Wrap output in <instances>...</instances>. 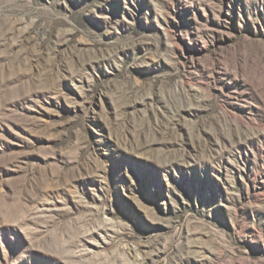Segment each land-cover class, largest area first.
Returning a JSON list of instances; mask_svg holds the SVG:
<instances>
[{
    "label": "rangeland",
    "instance_id": "1",
    "mask_svg": "<svg viewBox=\"0 0 264 264\" xmlns=\"http://www.w3.org/2000/svg\"><path fill=\"white\" fill-rule=\"evenodd\" d=\"M0 264H264V0H0Z\"/></svg>",
    "mask_w": 264,
    "mask_h": 264
}]
</instances>
